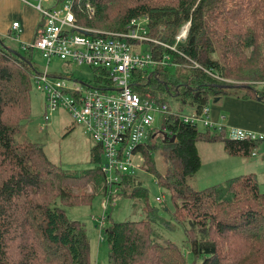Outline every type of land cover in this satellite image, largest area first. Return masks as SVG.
I'll return each instance as SVG.
<instances>
[{"label":"trees","instance_id":"16d2710c","mask_svg":"<svg viewBox=\"0 0 264 264\" xmlns=\"http://www.w3.org/2000/svg\"><path fill=\"white\" fill-rule=\"evenodd\" d=\"M114 1L76 0L75 14L89 28L99 20L107 32H122L136 17L149 16L152 35L171 45L189 22L188 40L178 50L203 70L187 69V77L179 79L164 70L151 82L178 98L181 106L170 107L163 97L149 93L175 112L166 119L167 139L159 142L166 170L158 169L152 155L156 145H142L138 151L146 156L144 169L147 165L146 171L169 192L176 213L172 221L162 219L137 173L124 176L118 194L143 201L146 217L114 223L106 231L110 264H264V194L259 180L246 174L205 189L193 186L202 166L200 141H222L230 156L248 158L257 144L232 141L225 129L201 133L198 124L181 119L187 115L184 110L200 113L209 108L211 98L264 102V92L255 87L264 82V0H137L113 18L106 7ZM88 4L96 10L92 20ZM32 59L0 37V159L11 167L3 173L5 178L0 175V264H89L87 230L80 221L69 220L63 207L89 204L98 194L106 197L105 176L100 167L69 173L50 161L41 144L25 141L24 124L32 117L31 92L38 74ZM135 91L142 94L144 88ZM169 136L177 141L172 143ZM90 157L96 165L102 161L100 146ZM90 187L96 195L80 196V190ZM174 221L185 230L183 246L168 236L176 228ZM106 222L105 217L103 230Z\"/></svg>","mask_w":264,"mask_h":264},{"label":"built area","instance_id":"2783aa9c","mask_svg":"<svg viewBox=\"0 0 264 264\" xmlns=\"http://www.w3.org/2000/svg\"><path fill=\"white\" fill-rule=\"evenodd\" d=\"M37 1L36 8L43 16V25L38 29L33 44H25V49H38L49 64L54 58H59L78 66L98 68L105 73V81L94 87L73 81L70 76L38 71L34 85L44 97L46 122L55 112L62 110L100 146L102 160L105 159L100 169L108 188L103 208L107 209L111 198L121 192L123 177L135 175L140 169L136 162L143 160V155L138 149L152 143L159 133L167 139L168 131H159L155 126L157 117L166 115L168 118L175 114L167 104L150 95L143 96L135 88L140 85L144 88L143 80L157 76L160 69L165 72L171 67L203 70L199 63L187 60L178 50V46L188 40L191 25L189 22L185 24L171 45L152 35L149 16L136 17L122 32H107L84 27L80 23L75 14L76 0H64L60 10L44 9L43 0ZM86 12L91 20L96 16V10L90 4L86 6ZM12 30L18 38L20 24L14 23ZM144 46L149 50L145 51ZM181 57L184 60H179ZM255 85L264 92V82ZM210 113L206 107L200 113L182 114L181 119L217 132L225 129L226 137L232 141L257 144L252 158L264 153L263 134L217 124L210 118ZM156 201L163 203V198L157 197ZM104 223L105 217L101 224Z\"/></svg>","mask_w":264,"mask_h":264},{"label":"rangeland","instance_id":"374dc122","mask_svg":"<svg viewBox=\"0 0 264 264\" xmlns=\"http://www.w3.org/2000/svg\"><path fill=\"white\" fill-rule=\"evenodd\" d=\"M157 1H161L160 3L162 4L165 2L164 0ZM168 1L172 2L173 0ZM136 2L137 0H116L106 7V12L110 13L114 18L117 14L126 12L128 8L135 5ZM34 3L38 4L39 1H35ZM62 6L63 2L59 0H43L42 2V7L48 10L55 7L60 10L62 9ZM13 16H15V14H13ZM32 19L34 20V23L32 25V29H29V34L30 37L34 36L36 39L39 26L43 24V16L38 14L32 17ZM98 21L94 23V27L104 30ZM84 27L87 26L85 25ZM0 37L6 42L10 41L9 38L7 39L1 35ZM34 41L35 40L28 44L32 45ZM10 44L14 45L17 50L20 51L22 56L30 54L31 58H33V66L37 69V71L44 73L48 72L50 75L56 76H70L73 81H78L79 83L84 82L87 85H92L94 87L102 84L106 79L105 73L101 69H94L87 65L78 66L76 64L61 61L59 58H54L52 63L49 64L48 60L43 58L38 49H33L27 52L23 48L20 50L18 45L14 42L10 41ZM144 48L145 51L149 50V47L147 46H144ZM160 71L163 72L162 69H160ZM189 72L190 71L187 69L181 68L177 70L174 67L167 70L169 77L174 79L185 78ZM155 78H157V76L155 77V75H153L150 79L146 77L143 80L144 92L142 95L146 96L149 95V93L154 92L163 97L165 102L170 107L180 108L181 103L177 100L178 98L176 99L172 97L168 92H161L156 86V83H151ZM32 87V117L24 124L25 129L23 134L25 136V141L27 140L35 144H41L50 161L69 173L81 174L84 173L85 170L94 169L105 164V159L98 163V165L92 163V157H90L91 151L93 148L97 147V144L85 134L84 129H81V127L74 122L69 114L59 110L53 114V117H51L48 122H46L43 115L45 103L44 97L34 83ZM257 90L260 91V89ZM225 101H228V99ZM209 105V109H215L216 113L220 114L221 117V112L219 113L218 108H221L222 105L218 104V100L211 98ZM223 108L224 110L227 109L233 116L235 114L237 118V120H235L236 122L232 121L231 124L233 125H228L229 123L227 122L228 127L239 128L241 125L237 122H239L240 119H244V124L253 129L250 130L246 128L247 130L264 135L263 101L261 102L257 99L247 101L239 100L237 103L233 102L230 105L226 104ZM184 111L186 114L191 112L190 110ZM223 115L222 117H225V115ZM166 119V115H159L157 117L155 126L159 131L167 129ZM230 119L232 120L233 118L230 117ZM198 125L199 131L201 133H206L204 125ZM162 140H164V136L161 133L157 134L154 141L152 140V145H156L154 150L155 154L152 155H154L158 169L164 172L167 164L164 162L162 155L164 153V147L159 145V142ZM145 143H149V141L145 140ZM224 148L225 146L222 141H212L211 143L200 141L198 143V152L201 155L202 166L199 174L193 179L194 188L196 190L205 189L216 184H225L228 179L237 178V176L242 177V175L252 174L257 178V180H259V191L264 194V156H260L256 160H251L249 167L243 169L240 165L244 159L240 158V160H237L236 158H232L227 152H225ZM145 161L146 156L144 155L143 160H137L136 164L140 169L137 172L136 177L139 179L141 184L149 190L150 205L158 208L162 219L172 221L173 216L176 213V207L173 199L170 197L169 192L160 187V185L156 182L155 177L146 171L147 165L146 169H144V163H146ZM10 169L11 167H9L4 160L0 159V175L3 178H5L3 173H6V171ZM94 191L95 189L90 187L88 190H80L78 193L80 196L96 195L97 192ZM157 197L163 198V204L156 202ZM104 201V197L101 194H98L92 198V201L89 204L78 205L71 208L63 207L69 220L80 221L87 230V236L90 243L89 264H110L109 243H107L106 240V231L111 227V225L114 223L127 222L129 220L140 221L146 217V214L142 211L143 201L141 202L138 200L126 199L118 194L113 196L108 202L107 209L103 208ZM104 217H106L107 222L105 226L106 229L103 230L101 223ZM175 226V229L170 232L168 231V236L171 240H175L179 245L183 246L185 242V230L183 226L176 223ZM185 253H187V251Z\"/></svg>","mask_w":264,"mask_h":264},{"label":"crops","instance_id":"0c3cea01","mask_svg":"<svg viewBox=\"0 0 264 264\" xmlns=\"http://www.w3.org/2000/svg\"><path fill=\"white\" fill-rule=\"evenodd\" d=\"M35 1L37 0H0V35L7 39L9 38L11 42L16 43V45H18L20 50L21 48L26 50L24 45L35 40L34 36L30 37V34H29L30 33L29 29H32V25L34 23V20L32 19V17L38 14L41 16V14L36 8L37 3L36 4L34 3ZM52 9H56V7ZM13 14H15V16H13ZM14 23L20 24L21 33L18 32V35H19L18 38H17L16 32L12 30V25ZM42 25L43 24L39 26V29L41 28ZM10 41L8 42L10 43ZM227 99L228 101H225ZM239 100L247 101L246 99H243L242 97L238 98L235 96H227L223 100H218V104L222 105L221 108H218L219 113L221 112V117H220V114L216 113V110L213 109L211 110V118L213 119V121L215 120L214 122L220 125L224 124L223 126L225 125L227 126L228 123H229L228 125H233L231 124L232 121L236 122L235 120H237L235 114L233 116L232 114L229 113L227 109L224 110L223 107H225L226 104L230 105L233 102L237 103L239 102ZM257 100L261 102L263 101L261 99H257ZM223 114L225 115V117H222ZM230 117H232L233 119L231 120ZM244 122H245L244 119H240V121L237 123L241 125V128L243 129L248 128L250 130H253L251 129V127L246 126ZM260 156H264V153L261 154ZM260 156L256 158H252V157L248 158L244 156H236V157L231 156V157L236 158L237 160H240V158H243L244 160L240 166L241 168L243 167V169H245L246 167H249L250 165L249 163L251 160H256Z\"/></svg>","mask_w":264,"mask_h":264},{"label":"water","instance_id":"95a60500","mask_svg":"<svg viewBox=\"0 0 264 264\" xmlns=\"http://www.w3.org/2000/svg\"><path fill=\"white\" fill-rule=\"evenodd\" d=\"M169 140H171L172 143L177 141L175 136L171 137Z\"/></svg>","mask_w":264,"mask_h":264}]
</instances>
